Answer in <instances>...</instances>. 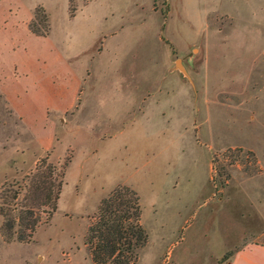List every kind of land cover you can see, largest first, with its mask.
<instances>
[{"label": "rangeland", "instance_id": "1", "mask_svg": "<svg viewBox=\"0 0 264 264\" xmlns=\"http://www.w3.org/2000/svg\"><path fill=\"white\" fill-rule=\"evenodd\" d=\"M36 11L46 36L30 29ZM25 49L35 81H67L30 117L54 136L50 159L71 162L33 241H5L0 215V264H94L87 230L119 185L139 193L148 233L134 264H219L258 241L264 0H0V65ZM12 96L0 92L3 118Z\"/></svg>", "mask_w": 264, "mask_h": 264}, {"label": "trees", "instance_id": "2", "mask_svg": "<svg viewBox=\"0 0 264 264\" xmlns=\"http://www.w3.org/2000/svg\"><path fill=\"white\" fill-rule=\"evenodd\" d=\"M34 18L30 23L32 32L48 35V23H43V29L36 27V22H48V16L40 18L36 11ZM70 162V157L52 161L47 152L31 171L0 186L1 233L5 241L31 242L37 230L53 218ZM142 213L141 197L128 185L117 186L101 200L85 237L94 264H134L138 260L139 250L148 241ZM235 253H227L219 264L229 262Z\"/></svg>", "mask_w": 264, "mask_h": 264}, {"label": "crops", "instance_id": "3", "mask_svg": "<svg viewBox=\"0 0 264 264\" xmlns=\"http://www.w3.org/2000/svg\"><path fill=\"white\" fill-rule=\"evenodd\" d=\"M35 53L37 55L36 50H19L20 60L0 65L3 78L0 80V92L19 98V105L7 113L8 118L0 116V184L28 172L54 144V136L46 138L38 135L42 123L30 114L36 113V104L39 113H42L41 110L45 112L51 108L55 100L65 99L67 81L64 78L57 81L53 74L35 81V59L32 58ZM39 99L43 103L35 101ZM58 109L64 112L68 108L60 105ZM5 132H11L10 136ZM4 143L9 145L6 147ZM227 264H264V232L257 242L239 249Z\"/></svg>", "mask_w": 264, "mask_h": 264}]
</instances>
